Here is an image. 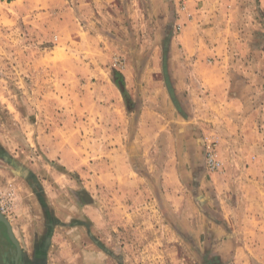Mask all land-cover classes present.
I'll return each instance as SVG.
<instances>
[{"label":"rangeland","instance_id":"374dc122","mask_svg":"<svg viewBox=\"0 0 264 264\" xmlns=\"http://www.w3.org/2000/svg\"><path fill=\"white\" fill-rule=\"evenodd\" d=\"M120 3L0 0V210L26 248L57 221L47 264H196L159 171H122L131 141L140 168L164 138L115 100V71L137 89L160 35L150 0Z\"/></svg>","mask_w":264,"mask_h":264},{"label":"crops","instance_id":"0c3cea01","mask_svg":"<svg viewBox=\"0 0 264 264\" xmlns=\"http://www.w3.org/2000/svg\"><path fill=\"white\" fill-rule=\"evenodd\" d=\"M111 1L120 10L126 0ZM150 1L159 40L137 89L131 71H119L129 102L116 84L115 100L139 125L151 119L164 140L152 157L141 148L136 168L129 136L122 171H159L160 209L191 242L196 264H264V0H186L184 9L178 0ZM209 143L215 170L205 165ZM46 234L31 244L46 240L41 255L20 243L15 257L0 226V264H47Z\"/></svg>","mask_w":264,"mask_h":264},{"label":"flooded vegetation","instance_id":"af4514ba","mask_svg":"<svg viewBox=\"0 0 264 264\" xmlns=\"http://www.w3.org/2000/svg\"><path fill=\"white\" fill-rule=\"evenodd\" d=\"M82 197L84 199H86L87 196H82ZM0 212L3 214L2 210H0ZM9 224L11 226V223L10 222H9ZM0 226L3 227V236H2L3 239L2 240L5 241V242H7V246H8L7 249H8V251L12 250L11 252H13V253L20 252V242L18 240V237L13 233V230H12V234H13L14 241L8 235L7 226L3 222H1V220H0ZM50 226H48V227H50ZM11 229H13V228L11 227ZM45 243H46V240L43 239L39 243V245H36V247H32L31 246V252L32 253H35L36 252L38 254V256L41 255V253H43V251H44V247L46 245Z\"/></svg>","mask_w":264,"mask_h":264},{"label":"built area","instance_id":"2783aa9c","mask_svg":"<svg viewBox=\"0 0 264 264\" xmlns=\"http://www.w3.org/2000/svg\"><path fill=\"white\" fill-rule=\"evenodd\" d=\"M214 143H209L206 145V155H205V165L209 170L217 169L219 162L216 159ZM2 210V208H1Z\"/></svg>","mask_w":264,"mask_h":264},{"label":"trees","instance_id":"16d2710c","mask_svg":"<svg viewBox=\"0 0 264 264\" xmlns=\"http://www.w3.org/2000/svg\"><path fill=\"white\" fill-rule=\"evenodd\" d=\"M115 77L113 78V81L115 82V84L117 85V87L119 88V90L121 91L124 100L126 102V104L128 105V95L127 92L124 88V81H123V77L122 74L119 71H115Z\"/></svg>","mask_w":264,"mask_h":264},{"label":"water","instance_id":"95a60500","mask_svg":"<svg viewBox=\"0 0 264 264\" xmlns=\"http://www.w3.org/2000/svg\"><path fill=\"white\" fill-rule=\"evenodd\" d=\"M0 220L7 226L8 235L13 239L12 229L7 218L0 212Z\"/></svg>","mask_w":264,"mask_h":264},{"label":"bare ground","instance_id":"6f19581e","mask_svg":"<svg viewBox=\"0 0 264 264\" xmlns=\"http://www.w3.org/2000/svg\"><path fill=\"white\" fill-rule=\"evenodd\" d=\"M10 252H11V250H10ZM12 255H13V256L15 255V257H17V253H13Z\"/></svg>","mask_w":264,"mask_h":264}]
</instances>
